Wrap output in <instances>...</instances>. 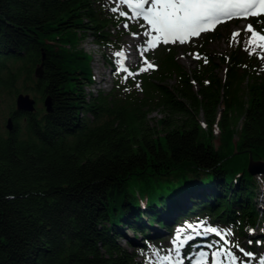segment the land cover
Segmentation results:
<instances>
[{"label": "trees", "instance_id": "obj_1", "mask_svg": "<svg viewBox=\"0 0 264 264\" xmlns=\"http://www.w3.org/2000/svg\"><path fill=\"white\" fill-rule=\"evenodd\" d=\"M114 5L0 0V106L14 120L11 132L0 123V264L147 263L149 249L165 248L152 228L183 237V226L203 220L230 231L231 243L262 227L252 242L264 245V175L227 166L233 149L264 152V68L236 49L222 80L214 65L189 74L164 50L150 73L125 80L107 56L113 86L93 94V58L81 43L122 49L127 17ZM23 91L37 99L34 112L16 111ZM157 110L169 115L151 126ZM125 229L144 236L140 247ZM195 232L185 257L215 243ZM127 237L132 251L119 243Z\"/></svg>", "mask_w": 264, "mask_h": 264}, {"label": "rangeland", "instance_id": "obj_2", "mask_svg": "<svg viewBox=\"0 0 264 264\" xmlns=\"http://www.w3.org/2000/svg\"><path fill=\"white\" fill-rule=\"evenodd\" d=\"M108 4V0H104ZM112 3L116 4V8L123 12H127V21L122 25V29L125 31L124 36L121 38V44L122 49L127 57L125 60V66L130 68L132 71L137 72L138 74L141 72H138V69L140 67H144V61L147 60L149 62L154 63L155 65L158 64V55L161 54L162 51H172L176 54L177 60L180 64H182L184 70L188 72L189 74H193L195 71L199 70H205L211 67V65H214L215 70L214 74H216L219 78L222 80L226 77V72L228 70V65L225 60H228L230 58V55L234 50H239L240 53H242L245 57H249L250 59H253L255 62V67L257 70H261L264 68V60L260 59L259 54L257 55H250L249 51H246V44L250 33H247L244 31V28H246L248 23H252L255 27L256 25L253 23L251 18L245 19V21L238 20L236 22H230V23H224L218 25L216 28L218 31L215 34V37H208V33H202L199 37L192 38L189 43L186 44H180V43H169V44H160L157 48L152 49L148 48L147 41L150 38V35H146V33H150L154 35L155 33L151 32L150 26L147 24L146 21L143 20L142 17H134L133 10L124 4H120L119 0H110ZM127 24V27L124 25ZM132 24L136 25L135 34H130L129 32H126L127 30L131 29ZM257 28V27H256ZM236 30H240L241 35L238 38L239 42L237 43L235 40L232 39V33ZM257 30H259L257 28ZM84 42H94V39L92 37H88ZM82 47L85 51L88 52V49L85 45ZM92 48L90 53L92 54V51L95 50V55L92 54V69L93 73L96 78V82H100L99 87L96 88H88L87 90H90L93 94H97L96 90L98 88H101V90L109 91L113 86V76L111 73V66L108 63V59L106 57H111L112 61L114 62L115 66L118 68L119 65L117 64V60L119 57L115 56V53L121 50H112L109 48H102V47ZM102 48V49H101ZM145 49H147L145 51ZM89 53V52H88ZM143 53V55H141ZM195 53H200L201 59H194L193 55ZM106 55V56H104ZM203 57H206L208 62L205 63ZM152 69L146 71L147 73H150ZM137 74V75H138ZM126 75V74H125ZM136 75V76H137ZM135 76V77H136ZM102 80V81H101ZM193 88L197 91L199 88V84L197 81L193 80ZM176 84V78H173L167 82V85L172 86ZM245 85V84H244ZM23 93H29L32 97H35L33 93L31 92H25ZM16 101V99H15ZM7 102L2 104L0 106V110L5 114V117H2L0 119V123L3 125V128L6 129L5 125L7 122V119L9 118L8 110L6 108ZM169 113L167 111H153L148 116L149 123L151 126L156 124L157 119L164 118L168 116ZM200 123L204 125V115L203 113L200 115ZM241 123L239 124L240 128ZM215 134L216 136L219 135L218 129L215 127ZM237 139V137H236ZM230 153H233L229 156V163H227L228 167H236L242 170L244 168L248 169L250 166V155L248 156V153H236V150H232ZM254 161L263 162L264 163V152H261L260 154H256L253 156ZM264 174H257V176H261ZM260 182L257 183L258 188L260 189ZM264 186V185H262ZM259 189L257 191V199L256 203L257 206L260 208H263L264 206V198L261 196V191L264 190L263 188L260 190V195H258ZM262 202V203H261ZM204 221V222H203ZM198 221L195 225H192L193 227L189 228L187 226H183L181 228L182 231L185 232L183 234V237L181 236V240L186 239L189 236H196L193 235L194 231H199L201 234H203V237L205 239H209L212 235H215V238H220V236H217L215 233L207 232L206 229L210 227L217 228L221 233H227L230 232L224 228H221L219 226H215L211 224L209 221ZM262 227L258 228L256 232L262 231ZM126 233L129 237H131L133 234H135L133 231H129L128 229H125ZM152 234L159 235L161 239H164L163 245L165 246L164 251L158 252L152 249H149V252L147 254V263L143 261L141 257H138L137 264H162L161 258L166 255H171L173 257V262L177 260L182 259V252L179 249V254L176 253L177 244L180 243L176 241V238H171L169 234L165 231V229H155L152 228ZM256 232H252L250 236H245L241 240L233 241V245L235 249H232L234 253L237 255L238 259L236 261V264H262V261H264V245L260 242L254 245L252 242V239L259 238V235H257ZM137 238H134L133 245L140 247L143 243V235L135 234ZM232 236V235H230ZM230 236H227L226 239L230 242L232 241L230 239ZM213 238L212 240H215V243L212 244L213 246L207 245L206 248H198L195 250V253L197 252H215L219 247L218 246V240ZM129 238H120L119 243L123 245L124 247L128 248L129 250H133V247L129 243ZM207 243V241L205 242ZM231 243V244H232ZM239 245V247L236 248V245ZM229 246V245H228ZM254 246V247H252ZM243 248L246 252H252L253 255L251 257H247L244 255L243 252L240 251V249ZM204 249V250H203ZM208 257L212 260L213 258L211 255L208 254ZM222 260H224V264H228V257L222 256ZM163 264H169V262L164 261Z\"/></svg>", "mask_w": 264, "mask_h": 264}, {"label": "snow or ice", "instance_id": "obj_3", "mask_svg": "<svg viewBox=\"0 0 264 264\" xmlns=\"http://www.w3.org/2000/svg\"><path fill=\"white\" fill-rule=\"evenodd\" d=\"M119 3L129 6L133 10L134 17H142L150 26L151 32L155 34L146 33V35H150L147 44L148 48L152 49L157 48L161 43H189L192 38L199 37L205 32L215 31L218 25L232 19L260 18L264 16V0H119ZM111 10L119 12L120 16H128L127 12L119 11L116 7ZM124 26L127 27V24ZM244 31L250 33L245 42V50L249 51L250 55L259 54L260 59L264 60V24L261 25L260 30H257L252 23H248ZM133 35L136 34L133 33ZM240 35V30H236L232 33V39L238 43ZM115 56L119 57L117 60L119 65L117 73H125V80L135 78L138 73L125 66L127 57L124 51L116 52ZM193 58L201 59L200 53H195ZM203 59L205 63L208 62L206 57H203ZM144 64L145 66L140 67L138 72H146L157 67L147 60L144 61ZM188 227L193 226L190 224ZM206 231L220 236L224 242L221 247L212 253L214 258L212 264H224L221 257L225 255L228 257V264H236L238 257L232 248L228 246L231 242L226 239L232 233H221L215 227L207 228ZM191 239V236L184 240H181L179 234L176 236V241L180 243H186ZM236 247H239V245L237 244ZM175 251L179 254V248ZM240 251L247 257L253 255L252 252H246L243 248ZM200 257L201 259L196 264H208L207 252H201ZM161 261L162 264L164 261L169 262V264H183L182 260L173 262L171 255L162 257ZM262 264H264V261H262Z\"/></svg>", "mask_w": 264, "mask_h": 264}, {"label": "water", "instance_id": "obj_4", "mask_svg": "<svg viewBox=\"0 0 264 264\" xmlns=\"http://www.w3.org/2000/svg\"><path fill=\"white\" fill-rule=\"evenodd\" d=\"M16 111L20 112H34L37 106V99L35 97H32L29 93H19L16 96ZM44 105L48 111L52 110V102L51 98L47 97L46 100L44 101ZM6 129L11 132L14 127V120L12 117H9L7 119ZM250 166H249V172H251L253 175L257 174H264V163L263 162H258L254 161L252 157V153H250Z\"/></svg>", "mask_w": 264, "mask_h": 264}, {"label": "bare ground", "instance_id": "obj_5", "mask_svg": "<svg viewBox=\"0 0 264 264\" xmlns=\"http://www.w3.org/2000/svg\"><path fill=\"white\" fill-rule=\"evenodd\" d=\"M83 45H85L88 49V52H90L92 50V48L97 47V49H99L98 47H100L98 44H96L95 42H84ZM92 54L95 55V50L92 51ZM99 83H97L96 85L92 86V88H96L99 87ZM100 88H98L96 90V92L99 90Z\"/></svg>", "mask_w": 264, "mask_h": 264}]
</instances>
